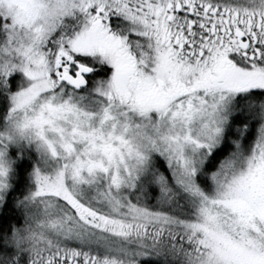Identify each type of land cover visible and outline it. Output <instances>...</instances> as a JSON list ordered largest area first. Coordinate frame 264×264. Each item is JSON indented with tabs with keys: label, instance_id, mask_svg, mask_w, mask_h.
Listing matches in <instances>:
<instances>
[{
	"label": "snow or ice",
	"instance_id": "6c2138e0",
	"mask_svg": "<svg viewBox=\"0 0 264 264\" xmlns=\"http://www.w3.org/2000/svg\"><path fill=\"white\" fill-rule=\"evenodd\" d=\"M0 264H264V0H0Z\"/></svg>",
	"mask_w": 264,
	"mask_h": 264
}]
</instances>
